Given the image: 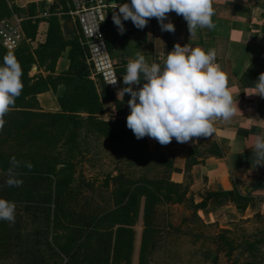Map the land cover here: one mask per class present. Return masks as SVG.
Segmentation results:
<instances>
[{
    "label": "trees",
    "instance_id": "obj_1",
    "mask_svg": "<svg viewBox=\"0 0 264 264\" xmlns=\"http://www.w3.org/2000/svg\"><path fill=\"white\" fill-rule=\"evenodd\" d=\"M60 1L59 4L64 10L66 7L65 0ZM29 7L33 10L35 9L34 4ZM57 8L55 3L48 8L50 16L47 18L49 23L47 38L45 43L39 44L37 49L33 50L28 44H25L14 51H10L0 41V61H2V57L6 53L12 52L22 68L21 80L23 88L10 110L21 109L27 112V109L36 107L37 95L55 90L58 85L64 84L67 91L58 100L61 108L60 112L55 114L45 113L47 116L53 117V126H60V130L61 128L64 130L63 126H65L70 130L69 135L64 138V146L75 144L77 136L82 129H92L99 136L110 138L115 142L125 140L137 142L132 130L126 126V116L128 114L123 110L122 103L115 100L113 93L101 83L102 93L99 94L96 84L90 79L86 53L81 46L79 37L77 35L71 39L64 37L60 19L56 14ZM0 11H2V17L11 16L10 7L5 0H0ZM113 11L118 10L108 9L106 20L103 24L104 38L110 53L113 51L114 39L118 35V31L112 23ZM40 21L39 18L22 20L21 27L26 41H33L36 38ZM140 30L144 33L143 29ZM131 33H133V30L122 37V46H125ZM68 48V58L70 60L68 71L58 76L51 74L47 77H43L41 74L30 76L34 65L38 68H44L46 72L54 73L59 58ZM117 72L123 74L125 68L122 70L117 69ZM105 101L116 102L117 118L114 122L105 121L101 118L104 113L103 102ZM81 113H85L86 116H81ZM142 144L146 155L162 168L163 176L161 179H150L147 177L131 179L122 172L116 176L107 175V181H113L117 189L116 209L109 217L111 224L107 227V232L98 235L97 243L100 246V250L99 253L93 256L81 252L82 238L87 239L91 236L92 230L90 228L94 227L93 222L87 221L88 223L79 229L76 235L69 233L72 225L70 226V223L63 222V218L65 221H69L68 215H73L71 208L65 206V200H61L63 193L75 180V163L71 159L56 160L50 163L47 173L32 172L29 169L17 171L23 183L19 186L10 187L8 200L14 201L15 204L37 209L44 214L48 223L45 245L51 254L66 258V264H132L135 241L133 228L142 214L144 231L139 264H148V253L152 248L154 238L161 231H163L162 233H179L182 224L191 225L193 219L204 230L208 228L197 215L201 205H196L191 198L187 197L188 182L176 183L171 180L172 161L161 153L149 152L146 146V136L143 137ZM69 147L71 148L72 146ZM201 153L222 157V152L215 142H211L208 146L198 143L191 150L190 158L187 162L188 172L193 165L198 163L197 157ZM236 200H239V197ZM243 202L245 206L247 199L243 200ZM174 206H182L184 209L189 208L192 213L183 219L181 225H174L171 222L163 226L156 225L154 217L157 210L160 207ZM254 219L264 221V216L258 215ZM50 223H52L53 243L48 241ZM59 230L67 232H65L66 234H58ZM227 234H231L230 230H221L216 239L220 242L221 249L226 253L225 256L231 260L234 250L245 242L234 244L233 239L229 238ZM193 235L198 236L199 234L193 233ZM16 243L20 244L19 238L15 237L12 226L7 221L0 223V253L2 251L13 252ZM262 243H264V239L251 243L249 251H253V253L258 251L257 247ZM43 253L44 251L39 254L42 255ZM46 261L45 258L41 259V257L31 256L28 264H49ZM210 261L213 264H217L219 259L215 256L211 257ZM232 264H264V261L257 254L247 260H233Z\"/></svg>",
    "mask_w": 264,
    "mask_h": 264
},
{
    "label": "crops",
    "instance_id": "obj_2",
    "mask_svg": "<svg viewBox=\"0 0 264 264\" xmlns=\"http://www.w3.org/2000/svg\"><path fill=\"white\" fill-rule=\"evenodd\" d=\"M44 1L52 5L61 2L16 0V3L24 8L30 3ZM211 6L215 27L211 30L197 28L192 36L183 16L174 11H170L165 19V22L170 21L174 24L175 30L171 32L161 31L155 17L148 18V23L143 28L144 33L136 28L130 19L122 21L125 31L123 34L117 32L111 55L116 68L122 70L137 51H143L148 62L162 63L164 56L175 43L202 47L205 50L215 49L214 63L224 72L233 98L237 100L238 109L235 115L228 121H215L214 132L207 137H193L183 143L173 138L168 144L161 145L155 138L146 135V146L149 152L161 153L172 161L171 180L176 183L188 182L187 197L196 205H201L197 211L201 222L208 229L219 232L230 230L240 222H249L258 215L264 216V164H257L252 152L255 134L264 131V97L250 94L254 90L253 83L259 74L264 72V0H211ZM49 16L47 11V17L41 15L36 18L33 16L22 18L41 20L36 38L33 41L27 40V44L33 50L46 41ZM58 17L64 37L71 39L77 35L83 47L80 32L73 22L68 17ZM21 22L16 34L19 36L18 47L21 45L20 41L25 40ZM114 26L117 30V26L115 24ZM132 30L133 33L130 34L125 46H122V37ZM68 54L69 48L59 58L54 73L42 71L46 74L42 76L47 77L50 74L58 76L68 71L70 66ZM119 75L122 81V74ZM90 79L101 94L102 88L97 83V78L90 74ZM66 91V86L60 84L55 90L37 95L35 111L44 114L59 113L61 108L58 100ZM113 95L115 100L122 103L123 110L129 114L127 105L129 94L126 93L123 98L117 96V93ZM116 106L114 101L103 102L104 113L101 118L114 122L117 118ZM10 111L12 110L7 113ZM81 116L86 114L81 113ZM211 142L218 145L222 157L201 153L197 157L198 163L188 172L187 162L193 147L198 143L208 146ZM237 197L239 200H236ZM245 199L247 204L244 206Z\"/></svg>",
    "mask_w": 264,
    "mask_h": 264
},
{
    "label": "rangeland",
    "instance_id": "obj_3",
    "mask_svg": "<svg viewBox=\"0 0 264 264\" xmlns=\"http://www.w3.org/2000/svg\"><path fill=\"white\" fill-rule=\"evenodd\" d=\"M10 7L11 16L2 17L0 11V29L5 33L15 35L19 29L22 18L45 15L52 4L47 1L34 3L35 9L29 7L32 3L22 8L16 0H5ZM57 13L61 10V4L56 3ZM20 10V11H18ZM34 11V13H32ZM21 45L27 44L22 39ZM20 45V46H21ZM87 63V62H86ZM90 74L92 71L87 64ZM33 68H36L33 70ZM30 76L41 74L44 68L33 66ZM97 83L103 82L96 76ZM104 85V84H103ZM105 86V85H104ZM106 87V86H105ZM36 108L25 110L17 109L6 113L3 117L5 123L0 128V197L8 200L11 186L4 183L6 170L9 167L10 157L15 156L21 161V166L16 171L26 170L23 162H30L32 172L47 173L50 163L71 159L75 163V180L63 193L61 200H65V206H69L73 215H68L72 225V235L88 222H93L94 231L89 238H82L81 252L88 255L99 253L100 246L97 243L98 235L107 232L111 224L110 215L116 209V186L113 181H107L108 174L116 176L120 172L131 179L147 177L161 179L162 168L145 153L142 144L143 137L137 142H115L104 136H99L94 130L82 129L77 136L76 143L64 146V138L70 130L63 126H53V117L36 112ZM62 126V125H61ZM63 137V138H62ZM69 146H72L71 148ZM192 213L191 209L183 207H160L155 214V224L163 226L169 224L181 225L183 219ZM71 220V221H70ZM6 220H0V223ZM88 221V222H87ZM13 229L15 237L19 238V245L13 252L2 251L0 264H28L31 256L41 257L49 264H66L63 256L51 254L45 245L47 241V220L39 210L16 204L15 219L7 221ZM191 225L182 224L179 233H158L154 238L152 248L148 253V264H213L211 257H217V264H232V261H243L259 255L264 261V243L257 247L258 251H249V245L255 241L263 240L264 221L253 219L249 222H240L230 229L227 236L241 244L232 253L231 260L221 249L220 242L216 239L218 231L214 229L204 230L196 220ZM49 226L48 241L52 240V223ZM135 241L132 256V264H139L141 241L144 231L142 214L134 226ZM65 230H59L58 234H66ZM199 234L198 236L193 235ZM79 235V234H78ZM38 249V250H37ZM47 250V251H46ZM44 253L41 255L40 252ZM43 256H45L43 258Z\"/></svg>",
    "mask_w": 264,
    "mask_h": 264
},
{
    "label": "clouds",
    "instance_id": "obj_4",
    "mask_svg": "<svg viewBox=\"0 0 264 264\" xmlns=\"http://www.w3.org/2000/svg\"><path fill=\"white\" fill-rule=\"evenodd\" d=\"M112 21L117 31H125L122 21L131 20L138 29H143L148 18L155 17L161 31H174L172 22H165L170 11L182 15L187 22L190 36L197 28L215 27L212 20L211 0H121L117 5L112 0ZM215 49L175 43L164 56L162 63L148 62L143 51H137L130 58L121 75L123 87L117 96L127 93L129 114L126 126L137 139L144 136L155 138L161 145L173 138L177 142H188L193 137H207L214 132V122L230 120L236 113L237 100L228 87L227 78L214 63ZM22 68L12 52L6 53L0 61V128L3 117L14 105L23 88ZM116 77L109 83H116ZM143 82V83H141ZM139 85V87H133ZM253 92L264 97V72L253 83ZM257 164H264V131L255 134L252 145ZM21 161L10 157L4 183L19 186L23 180L16 171ZM31 169L30 162H23ZM14 201L0 197V220L15 219Z\"/></svg>",
    "mask_w": 264,
    "mask_h": 264
},
{
    "label": "built area",
    "instance_id": "obj_5",
    "mask_svg": "<svg viewBox=\"0 0 264 264\" xmlns=\"http://www.w3.org/2000/svg\"><path fill=\"white\" fill-rule=\"evenodd\" d=\"M65 6L57 15L68 17L77 27L92 75L97 76L106 88L116 94L122 84L103 32L107 11L113 5L108 4L107 0H65ZM0 41L10 51L19 46V36L5 33L1 29ZM114 77L117 78L116 83H109Z\"/></svg>",
    "mask_w": 264,
    "mask_h": 264
},
{
    "label": "water",
    "instance_id": "obj_6",
    "mask_svg": "<svg viewBox=\"0 0 264 264\" xmlns=\"http://www.w3.org/2000/svg\"><path fill=\"white\" fill-rule=\"evenodd\" d=\"M107 2H108V4L113 5V4H111L112 0H107ZM116 3L118 5L120 3V0H116ZM33 70H35V68H33Z\"/></svg>",
    "mask_w": 264,
    "mask_h": 264
}]
</instances>
